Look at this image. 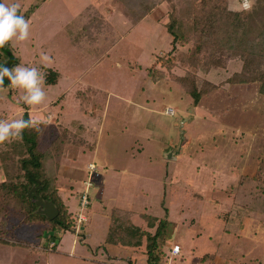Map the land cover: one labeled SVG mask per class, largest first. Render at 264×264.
Wrapping results in <instances>:
<instances>
[{
    "label": "rangeland",
    "instance_id": "rangeland-1",
    "mask_svg": "<svg viewBox=\"0 0 264 264\" xmlns=\"http://www.w3.org/2000/svg\"><path fill=\"white\" fill-rule=\"evenodd\" d=\"M6 2L20 3L30 27L27 40L13 38L0 48V65L36 67L52 80L44 82V102L30 107L5 77L0 119L24 112L46 119L42 148L61 129L75 134L64 148L58 187L73 215L82 212L87 219L80 233L35 235L16 213L20 209L17 215L0 213V264H128L120 248L103 244L115 208L169 219L168 244L181 249L160 264H264V185L246 175L264 152V97L257 81H230L242 57L217 53L215 65L205 64L208 71L183 63L188 45L171 52L166 1L135 25L123 17L121 1ZM88 5L99 8L105 24L94 42L75 45L69 30H77V15ZM170 52L175 63L160 66ZM42 54L50 58L47 66ZM156 68L162 77L152 80L148 71ZM188 72L205 92L198 105L177 79ZM248 135L249 152L239 154ZM179 145L180 153L168 159ZM1 172L0 182L6 180ZM4 188L0 184L1 199ZM85 188L88 205L81 208ZM130 262L148 264L137 252Z\"/></svg>",
    "mask_w": 264,
    "mask_h": 264
},
{
    "label": "trees",
    "instance_id": "trees-1",
    "mask_svg": "<svg viewBox=\"0 0 264 264\" xmlns=\"http://www.w3.org/2000/svg\"><path fill=\"white\" fill-rule=\"evenodd\" d=\"M114 1L123 3L121 13L131 25H135L157 3L166 1L170 9L164 26L171 36V52L177 49V45H188L187 50L181 53L182 62L187 63L190 68H203L206 71L208 68L205 64L213 65L211 57H216L217 53L237 54L243 59L242 67L239 72L229 77L230 81H257L258 93L264 97V0H255L251 12L230 11L229 4L235 3L232 0ZM242 1L239 0V3L242 4ZM77 16V30H69L72 42L75 45L94 42L97 32L101 31L102 25L105 24L101 11L94 5H88ZM171 52L167 57L161 56L160 66L168 69L172 67L177 57L171 55ZM162 73L156 68L149 70L148 76L157 80L162 77ZM57 76L58 74L54 73V77ZM48 79L51 78H47L45 82H48ZM177 79L193 97L192 104L198 105L205 92L198 86L195 75L188 72ZM22 118L27 120L29 113L24 112ZM44 127L42 123L39 132L26 129L22 140L7 142L1 149L0 169L6 180L0 184H5L7 197L0 198V213L4 216L10 213L21 214L31 228L38 231L35 235L42 234L45 230L74 232L76 217L60 196L58 178L61 174L65 145L74 142L77 137L71 130L61 129L53 136L49 145L42 148L40 137ZM249 136L245 138L239 154L248 151ZM255 158L254 170L250 175H246L264 185V152H258ZM38 183L37 194L44 200L53 202L58 209V214L53 219H48L37 211L35 198L28 193ZM3 205L8 208H2ZM169 225L170 221L166 217L115 208L110 215V226L103 244L106 248H120L126 254L128 264H131V254L135 252L144 254L148 264H160L170 255L172 247L168 244ZM82 226L81 223L77 232H81ZM54 238V233L48 236L49 240ZM0 241H3L2 237Z\"/></svg>",
    "mask_w": 264,
    "mask_h": 264
},
{
    "label": "clouds",
    "instance_id": "clouds-1",
    "mask_svg": "<svg viewBox=\"0 0 264 264\" xmlns=\"http://www.w3.org/2000/svg\"><path fill=\"white\" fill-rule=\"evenodd\" d=\"M254 4L255 0H243L242 4L236 0L235 3L229 4V10L251 12ZM20 8V3L9 4L6 0H0V48H3L13 38L18 42H23L29 37L30 21L23 14H20ZM41 59L45 66L50 62V58L46 54H42ZM5 77L10 81V88L19 89L23 92L20 99L24 104L33 107L44 102L46 97L43 88L45 74L36 67H25L23 64H19L10 69L0 65V88L4 87ZM42 123L47 124V120L33 117L30 112L27 120L22 117L0 119V144L22 140L23 132L26 129L39 132Z\"/></svg>",
    "mask_w": 264,
    "mask_h": 264
},
{
    "label": "water",
    "instance_id": "water-1",
    "mask_svg": "<svg viewBox=\"0 0 264 264\" xmlns=\"http://www.w3.org/2000/svg\"><path fill=\"white\" fill-rule=\"evenodd\" d=\"M9 62H6L5 67H8ZM182 141V137L180 138V142ZM181 146L177 148L175 152L172 150L168 151L166 154L168 159H173L176 157L177 154L180 153ZM39 186V183L32 187L29 191V195L35 198L36 205L38 206L39 212L46 215L48 219H53L55 216L58 214V209L57 207L53 204V202L49 200H44L39 194H37L36 190L37 187Z\"/></svg>",
    "mask_w": 264,
    "mask_h": 264
},
{
    "label": "built area",
    "instance_id": "built-area-1",
    "mask_svg": "<svg viewBox=\"0 0 264 264\" xmlns=\"http://www.w3.org/2000/svg\"><path fill=\"white\" fill-rule=\"evenodd\" d=\"M88 167L90 168V169H93L94 168V165L93 164H88ZM84 184H85V187H87V186H89V185H91V183H89L88 181H84ZM79 204H80V207L82 208H84V207H86L87 206V204H88V194H87V192H86V188L83 190V193H82V195L80 196V201H79ZM76 218H77V223H76V231L80 228V224L82 223V222H84L87 218H86V215L84 214V213H82V212H80V213H78L77 215H76ZM54 241H51L50 243H49V245H50V248H52L53 246H54ZM176 249H179V251H176ZM180 245L177 243H175V244H173L172 245V247H171V249H170V254L171 255H177L179 252H180Z\"/></svg>",
    "mask_w": 264,
    "mask_h": 264
},
{
    "label": "crops",
    "instance_id": "crops-1",
    "mask_svg": "<svg viewBox=\"0 0 264 264\" xmlns=\"http://www.w3.org/2000/svg\"><path fill=\"white\" fill-rule=\"evenodd\" d=\"M1 174H2V172H1ZM3 239V238H2Z\"/></svg>",
    "mask_w": 264,
    "mask_h": 264
}]
</instances>
